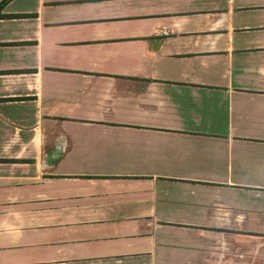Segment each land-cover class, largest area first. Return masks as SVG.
<instances>
[{
	"label": "crops",
	"instance_id": "obj_1",
	"mask_svg": "<svg viewBox=\"0 0 264 264\" xmlns=\"http://www.w3.org/2000/svg\"><path fill=\"white\" fill-rule=\"evenodd\" d=\"M2 12L0 264H264V0Z\"/></svg>",
	"mask_w": 264,
	"mask_h": 264
},
{
	"label": "trees",
	"instance_id": "obj_2",
	"mask_svg": "<svg viewBox=\"0 0 264 264\" xmlns=\"http://www.w3.org/2000/svg\"><path fill=\"white\" fill-rule=\"evenodd\" d=\"M8 0H2L0 1V18L4 17L5 14L2 12V8L4 6V4L7 2Z\"/></svg>",
	"mask_w": 264,
	"mask_h": 264
}]
</instances>
